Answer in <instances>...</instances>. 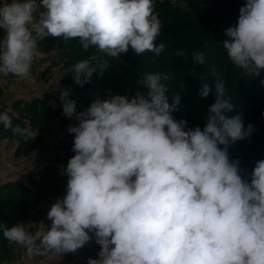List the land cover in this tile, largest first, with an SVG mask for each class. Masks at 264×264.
<instances>
[{"label": "clouds", "instance_id": "clouds-1", "mask_svg": "<svg viewBox=\"0 0 264 264\" xmlns=\"http://www.w3.org/2000/svg\"><path fill=\"white\" fill-rule=\"evenodd\" d=\"M161 27L153 0H2L0 75L31 78L38 40H77L85 52L103 54L68 70L82 87L109 68L104 56L117 59L130 49L159 56ZM224 36L228 60L259 76L264 0H245ZM191 56L195 65L206 63L204 51ZM213 76L214 85L200 77L199 95L214 87L215 101L203 126L194 127L172 115L180 96L169 103L167 73L146 74V93L97 97L79 112L71 90H61L63 115L77 121L67 129L75 154L61 170L66 193L50 206L46 231L0 223L3 237L29 258L75 253L92 233L100 251L88 264H264V159L250 177L230 159L231 145L249 138L254 126L234 113L223 73L214 69ZM0 124L25 142L36 139L30 128L13 126L8 110L0 111Z\"/></svg>", "mask_w": 264, "mask_h": 264}, {"label": "rangeland", "instance_id": "rangeland-1", "mask_svg": "<svg viewBox=\"0 0 264 264\" xmlns=\"http://www.w3.org/2000/svg\"><path fill=\"white\" fill-rule=\"evenodd\" d=\"M153 3L154 6L166 7L154 8V13L158 14L161 23L164 22V30L156 39L157 44L164 43L165 36H170V33L174 37L176 36L171 31L168 33L166 26L172 23L176 25L179 20H183L182 16L191 14L203 17L205 32L201 31L198 34L200 38L209 36V33L212 32L207 29L216 25L223 34L220 36L225 39L224 29L235 23L239 15L238 9L227 20L219 21L218 15L222 11L219 12L216 10L219 8H213L216 3L207 0H203L200 4H197L196 0H153ZM222 9L224 11L226 8ZM183 29L185 32L188 25L183 26ZM4 34V30L0 29V40L3 39ZM214 35L217 37V32ZM186 47V44L182 45L176 51L181 53L180 56L178 55L179 58H186ZM90 55L81 48L77 40L64 41L60 38L48 37L42 41L38 40L37 56L33 63L31 78L21 79L12 75L7 77L0 75V100L14 99L15 94L20 96L8 110L12 115L13 126H16V122H18L21 128H30L36 134V139L25 142L19 135H14L11 129L4 135V128L0 127V161H2L0 169H7L19 174L32 168L27 173L25 181H12L0 186V223L11 226L23 223L29 232L46 231L50 225V222L46 220L50 206L57 198L63 197L66 193L67 177L61 174V170L62 167H66L68 160L75 154L71 150L74 134H69L67 129L69 126L77 124V121L63 115L60 101L61 90H71L70 98L77 101V111L79 112L86 110L97 97L110 99L115 95H125L131 99L137 92L146 93V89L140 83L146 74L167 73L172 77L171 80L164 81L168 85L169 103L172 104L173 98L180 96V102L172 115L177 120H187L189 127L203 126L208 108L215 101L214 87L206 98L199 95L200 77L205 75L203 69H198L201 65L191 64L190 70L188 69L187 72L182 70L180 74L171 73L174 71L172 65V67H167L158 61H155L154 64V57L141 59L142 56H136L131 49L126 54H121L117 59L104 56L109 68L103 76L95 73L91 82L81 87L74 82L72 74L67 72L75 63ZM129 69L136 75L125 76ZM192 74L197 76L195 78L200 81L189 85ZM223 78L227 95L231 98L234 107L239 109L247 107L249 104L246 102L248 87L242 84L232 91V87L227 82L229 77L223 76ZM236 82L240 83L239 78ZM19 86L21 88H15ZM259 86L262 90L263 87ZM37 114L38 116H36ZM243 118L245 127L251 124L247 120L248 117L243 116ZM256 130L257 127L254 126L252 134ZM249 139L250 137L237 141L229 148L230 159L240 161V167L244 170L242 175L246 177H250L255 163L259 160L254 155V147L248 143ZM22 163L28 164V166L22 165ZM33 164L36 165L32 166ZM13 186L17 188L14 187V189ZM5 214H7V220L3 222L1 221L3 220L2 216ZM90 236L92 239L85 245L90 247V250L81 251V253H77V250L75 253H69L65 260L68 259L71 264L75 262H77L76 264H88L89 258H97L100 246L96 244L95 236L92 233ZM9 243L8 241L4 248L5 251L10 250ZM15 249L9 252L11 257L9 264H25L29 260L26 250H23V253H17ZM87 253H91L92 256L86 255Z\"/></svg>", "mask_w": 264, "mask_h": 264}, {"label": "trees", "instance_id": "trees-1", "mask_svg": "<svg viewBox=\"0 0 264 264\" xmlns=\"http://www.w3.org/2000/svg\"><path fill=\"white\" fill-rule=\"evenodd\" d=\"M202 1L203 0H196L197 4H200ZM207 1L211 3H216L213 8H219L216 10H219V12L222 11L218 15L219 21L227 20L229 17L234 15L236 10L240 9V7L245 3V0H207ZM154 8L160 9L166 7L164 6L162 7L161 5H159V6H154ZM222 8H226V9L223 11ZM198 16L199 17L188 14V16H182L181 18L183 20H179L176 25H173L172 23L166 26L167 32L170 33L171 31L173 32V34H176V36L174 37V35H171V33L170 36L169 35L165 36L164 38L165 40L163 43L165 45V49L159 56H156L154 53L151 52H145L143 55H141L142 56L141 59H143L144 57H154L155 59L154 64L155 61H158L159 63H163L167 67L173 66L174 71L171 73L180 74V71L182 70H185L186 72L188 71V69L190 70L191 64H193L191 53L194 50L204 51L206 53V63L204 65H201V67L198 69H203L202 71L205 73L204 75L205 82L209 83L210 85L214 84L213 70L215 69L216 71H221L225 78L229 77L227 79V82H229L228 85L232 87V91H234V88H236L238 85L243 84L248 87L249 92L246 93L247 95L246 102L247 104L249 103L248 106L240 109L238 107L237 108L234 107V112L241 113L243 116L248 117L247 120L249 121V123L257 127L255 133L250 136L248 143L251 147H254L255 149L254 155L257 156L259 160L264 159V84L261 83V81H264V70H261L259 76L245 75L242 69L236 67L228 60L226 50L223 48L221 44L224 37L220 36L222 32L218 30V27L215 24H213L215 26H210L209 29H207V31L210 30L212 32L209 33V36H205V38L199 37L200 35L198 34L201 31L205 32V28H204L203 17H201L200 15ZM163 23L161 27V32L164 30ZM185 25L186 26L188 25V29L184 32L183 26ZM215 32H217V37H215L214 35ZM183 35H185L184 38ZM185 44L187 46L186 58L181 59L179 58L180 55L178 56L176 51H178L179 48ZM86 53H88V55L90 54L102 55L97 53V51L94 48H90ZM129 70L126 71L125 76L128 75L132 76L133 74H135L132 70L130 71ZM195 77L197 76H193L192 74L191 79L189 81L190 82L189 85L200 81L197 80L198 78ZM238 78L240 80V83L236 82ZM189 85L187 84V87H189ZM259 85L263 87L262 90L260 89ZM0 111H4V110L0 109ZM9 115L12 118L11 113H9ZM36 116H38V114ZM16 124L19 125L18 122H16ZM1 126L3 125L0 124V127ZM7 131L8 130H3V134L6 135ZM14 187L16 186H13V188ZM6 216L7 214L3 215L2 216L3 220L1 221L5 222L7 220ZM7 225L11 227L10 224ZM7 243L8 240H6L3 237V231L0 230V264H3L5 261H9L11 259L9 254L10 250L9 251L4 250V248H6ZM87 250H90V247L84 246L78 249L77 253H81V251L85 252ZM86 255L92 256L91 253H87ZM80 264H84V263H80Z\"/></svg>", "mask_w": 264, "mask_h": 264}, {"label": "crops", "instance_id": "crops-1", "mask_svg": "<svg viewBox=\"0 0 264 264\" xmlns=\"http://www.w3.org/2000/svg\"><path fill=\"white\" fill-rule=\"evenodd\" d=\"M0 2H2V0H0ZM8 2H10V0H8ZM15 88H21V86L15 87ZM18 98H20L18 94H15L14 99L13 98L12 99H8V98L2 99L1 98L2 100H0V109L9 110V107H11L12 103L16 101ZM0 164H2V161H0ZM23 164L25 163H22V165ZM25 165L28 166V164H25ZM34 165L36 164H33L32 166ZM31 169L32 168H28L27 170L19 174H15L12 171H9L7 169H0V186L5 183L12 182V181H25L27 178V173L31 171ZM9 249L11 251L15 249L17 253H23V250H25L23 246L15 244V243L14 244L9 243ZM68 255L69 253L61 254V255L49 253L43 256H34L32 258H29V260L25 264H71V262H69L68 259L65 260V258H68ZM10 260L5 261L3 264H9ZM76 263L77 262L73 264H76Z\"/></svg>", "mask_w": 264, "mask_h": 264}]
</instances>
